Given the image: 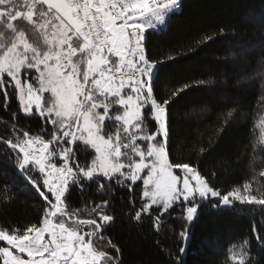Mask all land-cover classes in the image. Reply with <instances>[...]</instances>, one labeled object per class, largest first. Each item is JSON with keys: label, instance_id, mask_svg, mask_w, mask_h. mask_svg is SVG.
<instances>
[{"label": "snow or ice", "instance_id": "6c2138e0", "mask_svg": "<svg viewBox=\"0 0 264 264\" xmlns=\"http://www.w3.org/2000/svg\"><path fill=\"white\" fill-rule=\"evenodd\" d=\"M180 7L181 0H0V95L5 111L13 97L19 102L13 123H4L0 153L15 159L44 205L37 223L0 229V264H123L106 235L116 219L115 189L128 193L132 218L146 217L161 239L181 209V255L205 204L264 210V191L254 192L252 180L222 190L199 161L171 158L173 105L206 85L183 82L158 93L164 67L178 56L154 59L147 41ZM256 76L264 81V59ZM22 118L45 127L33 134L17 127ZM81 143L94 150L91 160L80 161ZM85 193L90 199L74 206ZM0 196L11 198L7 189ZM253 235L264 248L255 225ZM250 246L246 238L229 248L234 264H252Z\"/></svg>", "mask_w": 264, "mask_h": 264}, {"label": "trees", "instance_id": "16d2710c", "mask_svg": "<svg viewBox=\"0 0 264 264\" xmlns=\"http://www.w3.org/2000/svg\"><path fill=\"white\" fill-rule=\"evenodd\" d=\"M147 51L154 59L178 56L164 67L158 93L183 82L204 80L206 85L193 86L173 105L171 158L199 161L202 172L222 190L252 180L254 192L264 191V177L259 175L264 171V81L256 76L264 59V0H181L166 30L148 37ZM3 103L0 95V134L5 122L13 123L12 113H19L14 97L7 111ZM16 124L33 134L45 127L39 118H22ZM77 155L86 162L95 153L81 143ZM5 189L11 198L0 196V229L23 230L37 223L42 201L20 176L15 159L0 153V192ZM109 195L116 219L106 235L119 246L123 264H174L177 257L180 264H234L229 248L246 238L251 241L252 264H264V248L253 235L255 225L264 236L261 206L235 202L233 210L205 204L190 224V239L181 255V209L171 213L163 230L167 239H161L146 217L140 222L132 218L127 192L115 189ZM135 198L139 200V189ZM87 199V193L83 198L76 194L73 204L80 207Z\"/></svg>", "mask_w": 264, "mask_h": 264}, {"label": "rangeland", "instance_id": "374dc122", "mask_svg": "<svg viewBox=\"0 0 264 264\" xmlns=\"http://www.w3.org/2000/svg\"><path fill=\"white\" fill-rule=\"evenodd\" d=\"M45 95H47V94H45Z\"/></svg>", "mask_w": 264, "mask_h": 264}]
</instances>
